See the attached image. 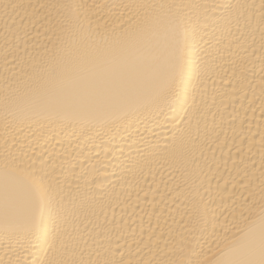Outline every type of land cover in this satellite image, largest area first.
<instances>
[{
	"label": "bare ground",
	"instance_id": "6f19581e",
	"mask_svg": "<svg viewBox=\"0 0 264 264\" xmlns=\"http://www.w3.org/2000/svg\"><path fill=\"white\" fill-rule=\"evenodd\" d=\"M0 264H264V0H0Z\"/></svg>",
	"mask_w": 264,
	"mask_h": 264
}]
</instances>
